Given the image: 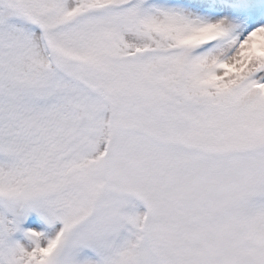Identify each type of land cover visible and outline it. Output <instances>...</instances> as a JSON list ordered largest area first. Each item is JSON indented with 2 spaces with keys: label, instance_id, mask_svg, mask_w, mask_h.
I'll use <instances>...</instances> for the list:
<instances>
[{
  "label": "snow or ice",
  "instance_id": "snow-or-ice-1",
  "mask_svg": "<svg viewBox=\"0 0 264 264\" xmlns=\"http://www.w3.org/2000/svg\"><path fill=\"white\" fill-rule=\"evenodd\" d=\"M0 264H264V0H0Z\"/></svg>",
  "mask_w": 264,
  "mask_h": 264
}]
</instances>
